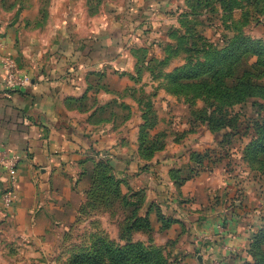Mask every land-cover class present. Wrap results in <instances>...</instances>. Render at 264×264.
Segmentation results:
<instances>
[{"label": "rangeland", "instance_id": "1", "mask_svg": "<svg viewBox=\"0 0 264 264\" xmlns=\"http://www.w3.org/2000/svg\"><path fill=\"white\" fill-rule=\"evenodd\" d=\"M66 1L69 0H0V13L9 21L14 10L28 11L22 21L26 27L33 30L45 25L50 8ZM196 1L87 0L92 16L106 8L116 11L123 7L125 2H130L132 9L136 11L139 6H146L156 9L157 12L153 15L154 19H151L155 22L151 32L140 28L139 39L132 36L131 54L135 61L139 58L142 61L137 62V77L133 79L131 93L129 89L126 93L138 105V109L126 110L117 103L111 104L107 109V105L98 101L96 96L90 99L87 96L82 102L89 108L96 104L99 108L103 107L105 110L98 112L93 121H114L117 130H121L123 123L131 118L140 121L145 128L140 129L138 135L146 134L144 147H139L144 158L142 168L148 167L149 161L160 156L166 149L169 150L170 155L179 157L171 168L170 179L174 178L176 181H173L177 183L195 173L193 182H204L208 186L210 193H207V198L211 204L215 203L217 198L222 199L227 191L225 176H236L237 180H241L244 184L234 198L236 204L248 208L252 215L251 220L258 217V222L253 224L254 228L247 234L249 254L245 262H240L248 264L254 260L253 256H257L258 260L264 258V180L261 177L264 172L261 160H264V157L259 153L252 154L247 151L251 142L259 135L255 138L251 131H247L225 140V131L217 133L207 123L210 120L208 117L211 116L215 126V120H218L227 108L235 111L232 126H239L241 120L244 121L248 117V106L239 103L227 105V101H220L206 90L174 87L170 75L181 69L189 73L198 70L195 79L181 80L179 84H199L206 78L210 80L211 74L208 72L206 75L200 65L214 57L225 56L235 45L240 44L244 35L249 36L248 42L253 45L254 50H260V47L264 53V0H257L256 6L249 11L241 12L240 9H235L234 15L229 17L233 22H227L230 27L223 23L222 16L209 14L214 6L219 11H216L215 15L224 13L220 4L216 5L218 0H212L207 6L197 5ZM239 4L246 5V1ZM187 13L189 17L183 19L182 15ZM253 13L256 16L252 15ZM206 15H209V21L202 24L200 16ZM252 16L260 18V22L254 23ZM234 36L236 39L232 40ZM241 52V49L235 51L233 60L237 61ZM257 57L256 54L250 56L251 59L246 65L239 63L233 68L228 65L223 73L232 69L234 75L227 79L225 77L224 81L231 82L233 78L240 77L243 71L248 69L249 63L254 62ZM140 68L143 69L141 74L137 70ZM191 90L198 91L204 98L196 97ZM257 101L264 106V94L256 99ZM221 107L222 110L219 109ZM215 108L216 114H211ZM255 110L261 111L259 106ZM194 116H202L208 121L197 123L191 129L189 119H194ZM185 122L186 127L183 125ZM184 143L185 148L181 147ZM147 147L148 150L144 151ZM226 148L229 150L227 156ZM198 154L208 155L212 163L205 159L203 165H199L198 159L194 158ZM145 156L151 158L147 160ZM102 161L88 160L76 179L66 182L65 190L60 193L62 197L49 199L47 211L52 212L50 215L53 219H50L49 214L40 216L35 236L23 238L6 221L0 223V264H72L75 256L91 253L96 246L118 248L129 243H142L145 249L158 252L169 264H225L222 259L226 256L215 258V253L209 252V245L213 242L216 245L210 235L220 236L222 240L225 238V231L229 229L227 223L219 225V233L204 236L206 238L198 242L201 244V250L194 249L187 261L188 256L184 251H178V246L183 245L185 241L189 245L193 243V240L186 239L188 229L184 221L175 214L165 212L162 203L149 200L146 188H138L140 182L136 177L130 179L129 183L114 174L115 180L109 182L107 171L97 166ZM212 179L218 182L217 185L212 184ZM181 187H176L177 196H183ZM228 192L226 195L229 199L233 195L231 190L228 189ZM191 195L192 193L189 198L183 199L181 204L189 213L199 216L201 204L197 198L200 194ZM160 209L167 216L164 220ZM236 214L239 216V213ZM147 222L150 226H147ZM226 251L231 254L237 252L230 246H227ZM260 264H264V261Z\"/></svg>", "mask_w": 264, "mask_h": 264}, {"label": "crops", "instance_id": "2", "mask_svg": "<svg viewBox=\"0 0 264 264\" xmlns=\"http://www.w3.org/2000/svg\"><path fill=\"white\" fill-rule=\"evenodd\" d=\"M69 1L50 8L45 25L33 30L22 21L28 11L14 10L9 21L0 13V54L11 55L31 78L30 87L22 91L6 92L0 84V147L10 156L20 157L11 172L0 164V223L6 221L23 238L35 236L40 216L49 214L53 219L52 212L47 211L49 199H60L66 182H73L88 160H108L115 175L128 182L136 177L138 188H146L149 200L162 203L165 212L184 221L186 239L193 243L185 241L178 251H184L187 261L194 249L201 250L198 242L219 233V225L227 223L229 229L223 240L210 235L216 245L210 244L209 252L219 259L226 256L222 259L225 264L245 262L249 254L247 234L258 217L251 220L248 208L236 204L234 198L244 184L241 180L225 176L227 191L213 204L207 198L210 192L204 182H186L181 187L183 196H177L169 173L179 157L166 149L143 169L140 121L131 118L117 130L114 121H93L97 104L88 109L75 105L84 95L89 99L96 96L106 105L117 103L132 111L138 109L126 93L127 89L131 93L137 77V60L130 51L132 36L138 40L140 28L152 31L156 9L139 6L136 11L125 2L116 11L106 8L92 16L87 0ZM217 183L212 179L213 185ZM11 184L16 185L18 198L8 211H3L2 194ZM228 189L232 199L227 198ZM191 193L200 194L199 216L181 204ZM227 246L237 252H227Z\"/></svg>", "mask_w": 264, "mask_h": 264}, {"label": "trees", "instance_id": "3", "mask_svg": "<svg viewBox=\"0 0 264 264\" xmlns=\"http://www.w3.org/2000/svg\"><path fill=\"white\" fill-rule=\"evenodd\" d=\"M212 0H197V5H209V3ZM241 1H246V5H241ZM220 4V7L223 8L224 13H219V15H215L214 13L218 11V9L213 7V10L209 12L212 16H222L224 18L223 23L227 22H233L231 18L234 11L241 10V12H244V10L249 11L251 8L255 7L257 4V0H218V3L216 5ZM241 5V6H237ZM237 6V7H236ZM236 9V10H235ZM219 12V11H218ZM235 13V12H234ZM252 15L256 16L255 13ZM252 16V18H254ZM189 14L182 15V18H188ZM202 17L201 22L202 24L209 21V15H206L205 17ZM254 23H259L260 18H254ZM248 22H245V24ZM229 27L231 25H228ZM237 29L238 26H236ZM236 39V36L232 38ZM243 40L240 42V44L235 45L225 56H217L209 60L208 62H204L200 66L204 68V73L209 72L211 79L202 80L199 84H179L181 80H188V79H195V77L198 75V70H193L192 72H188L184 69L177 70L174 72L173 75H170L171 83L174 87H180L181 89H186L188 87L195 88L197 90H206L209 91L214 97H217L220 99V101H227V105H231L234 103L243 104L242 106H248V117L243 121L241 120L239 126H232L234 115V110H229L225 108L224 113L220 116L218 120H215L214 124H212V118L209 116V121L205 118L194 116V119H189V124L192 126L197 125V123H204L207 122L209 127L217 131V133H220L221 131H225L223 134L225 140L227 138H232L236 134H240L241 132H247L251 131L254 134V137L256 138L257 135H259L255 141L251 142L250 146L247 148L248 153L251 152L252 154L259 153L263 155L264 157V106L262 104H259V101L256 102V99L260 98L262 94H264V53L262 52V49L258 47L260 50H254L248 41L249 36H245L242 38ZM242 50L241 54L239 55V58L236 60H233V55H235V51ZM256 54L258 57L255 59L254 62H250L248 65V69L244 70L240 77L233 78L231 82H225L224 78H231V76L234 75V72L232 69H229L228 72L223 73L228 65H230L231 68L236 66V64L242 63L246 65L248 61L251 59L250 56ZM141 59L139 58L137 62L141 63ZM138 63V64H139ZM140 74L142 73L143 69H137ZM196 97H202L204 96L200 94L198 91L191 90ZM86 96L82 97L79 100H76L75 102L79 104H75L78 108L81 107V109H88L89 107H86L82 100L85 99ZM116 103H112V105H115ZM81 105V106H80ZM111 103L106 106L108 109L112 106ZM260 107L261 111L258 112L255 110L256 107ZM126 110H130L128 107H123ZM222 110L223 108H219ZM105 110L103 107H100L99 109L95 110L92 114V119L97 116L98 112H102ZM217 109H213L211 111V114H216ZM220 112V111H219ZM196 117V118H195ZM245 118V117H244ZM199 121V122H198ZM204 121V122H203ZM141 125V130L144 129ZM193 129V127L191 128ZM141 133V132H140ZM146 134H140L139 135V146L140 148H143V140L145 138ZM148 147L145 148L144 151H147ZM227 150V148H226ZM226 153V156L229 155V150ZM143 154L141 153V156ZM147 160H149L151 157H147ZM143 158V157H142ZM194 158L198 159L199 165H203V160H208L209 163L211 162V159L208 155H201L198 154ZM144 159V158H143ZM97 166L101 167L102 169H105L107 171L108 175V181L112 182L114 181V169L111 166L110 162L108 160H103L101 163H99ZM261 167L264 171V160H261ZM147 167H144L145 169ZM99 169V168H98ZM193 173V172H192ZM195 174V173H194ZM190 174L187 178L180 180L179 182H174L176 187L180 189L181 186H183L187 181L193 180L195 175ZM173 175V174H172ZM261 177L264 180V172L261 173ZM173 180H175L173 178ZM176 181V180H175ZM161 215L164 217H167L162 210ZM172 218V217H171ZM172 221L171 219H169ZM174 221V220H173ZM147 226H150L149 222H147ZM255 255V254H254ZM254 260L250 261L248 264H260L262 261H264V258L258 260L257 256H253ZM72 264H169L164 257H162L158 252H153L150 250H147L144 248L142 243H129L125 245L124 247H118V248H111L110 246L106 245H99L96 246L93 252L88 254H82L77 255L73 259Z\"/></svg>", "mask_w": 264, "mask_h": 264}, {"label": "built area", "instance_id": "4", "mask_svg": "<svg viewBox=\"0 0 264 264\" xmlns=\"http://www.w3.org/2000/svg\"><path fill=\"white\" fill-rule=\"evenodd\" d=\"M0 84L6 92L22 91L30 87L31 78L24 74L16 60L8 54H0ZM20 161L17 155L10 156L0 147V164L13 171ZM18 194L15 184L6 189L1 198L3 211H8L17 201Z\"/></svg>", "mask_w": 264, "mask_h": 264}]
</instances>
